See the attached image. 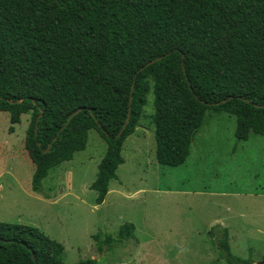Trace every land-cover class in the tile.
I'll return each instance as SVG.
<instances>
[{"label": "trees", "instance_id": "obj_1", "mask_svg": "<svg viewBox=\"0 0 264 264\" xmlns=\"http://www.w3.org/2000/svg\"><path fill=\"white\" fill-rule=\"evenodd\" d=\"M150 94L162 167L187 163L209 115L234 117L239 142L264 139V0H0V112L11 132L31 116L34 192L86 150L94 130L107 144L91 186L102 205ZM133 230L125 225L117 237ZM221 233L227 263L253 264L232 254L229 230ZM64 258V246L37 228L0 223V264Z\"/></svg>", "mask_w": 264, "mask_h": 264}, {"label": "rangeland", "instance_id": "obj_2", "mask_svg": "<svg viewBox=\"0 0 264 264\" xmlns=\"http://www.w3.org/2000/svg\"><path fill=\"white\" fill-rule=\"evenodd\" d=\"M153 104L150 94L102 205L91 190L107 152L98 132L90 131L86 150L50 170L40 192H34L35 165L25 150L31 116H23L11 132L10 115L0 112V223L31 226L61 243L65 264H229L219 249L225 227L232 254L261 263L264 139L239 142L234 117L209 115L187 163L162 167ZM125 225L134 230L122 240L117 236ZM215 228L220 230L212 235Z\"/></svg>", "mask_w": 264, "mask_h": 264}, {"label": "water", "instance_id": "obj_3", "mask_svg": "<svg viewBox=\"0 0 264 264\" xmlns=\"http://www.w3.org/2000/svg\"><path fill=\"white\" fill-rule=\"evenodd\" d=\"M160 60H161V59L156 60V61H153V62H150L149 64H147L146 67H148V66H150V65H152V64H154V63H156V62H158V61H160ZM146 67L142 68V70H144ZM133 90H134V88H133ZM133 90H132V92H133ZM131 100H132V99H131ZM130 117H131V109H130V112H129V117H128V120H127L126 126H127V124L129 123V121H130ZM126 126H125V127H126ZM125 127H124V129H125ZM259 264H263V262H261V263H259Z\"/></svg>", "mask_w": 264, "mask_h": 264}, {"label": "crops", "instance_id": "obj_4", "mask_svg": "<svg viewBox=\"0 0 264 264\" xmlns=\"http://www.w3.org/2000/svg\"><path fill=\"white\" fill-rule=\"evenodd\" d=\"M192 150V149H191ZM197 152H201V149H198V150H196ZM201 153H203V151L201 152ZM191 157V156H190ZM174 192H176V193H182V195H189L190 193H184V192H182V191H174ZM192 194V193H191ZM237 194H235V195H233V196H236ZM229 197H232V195H228ZM227 197V196H226ZM222 226V225H221ZM221 226H219V227H221ZM224 229H227L226 227L224 228ZM227 230H229V229H227ZM229 234H230V231H229ZM230 236H231V234H230Z\"/></svg>", "mask_w": 264, "mask_h": 264}]
</instances>
